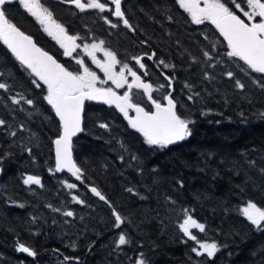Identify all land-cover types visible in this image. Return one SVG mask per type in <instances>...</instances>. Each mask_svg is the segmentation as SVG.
Instances as JSON below:
<instances>
[{
    "label": "trees",
    "instance_id": "1",
    "mask_svg": "<svg viewBox=\"0 0 264 264\" xmlns=\"http://www.w3.org/2000/svg\"><path fill=\"white\" fill-rule=\"evenodd\" d=\"M56 6L54 11L64 14ZM123 9L137 31L129 34L118 27L112 31L117 56L129 61L137 53L155 52L151 60L144 59L153 98L163 101L171 91L178 114L195 121L190 125L192 135L166 148L149 146L115 107L86 103V130L74 138L72 150L82 180L50 172L54 169L52 141L59 122L42 99L45 93L31 85L29 73L0 43V70L5 72L0 81L11 86L8 92L0 89V118L12 126L0 129V264H76L63 261L64 256L79 257V264H133L139 252L149 264H260L264 232L255 230L237 211L249 199L264 207V174L260 172L264 168V118L258 115L264 111V93L251 84L259 74L242 72L241 66L248 71L246 66L224 55L226 42L214 26L186 23L187 14L178 10L173 0L126 2ZM7 11L10 19L28 32L24 13L17 7ZM71 12L69 8L66 19L76 26H68L76 29L81 42L106 41V29L94 33L79 26L77 22L90 19H78ZM167 15L174 21H167ZM122 43H130V47ZM201 49L212 50L215 67L204 62ZM189 53L200 62L192 63ZM159 59L175 67L165 68L156 62ZM227 71L245 83L243 91L234 87L224 74ZM205 72L214 79L205 80ZM165 75L175 76L171 89ZM186 83L194 86L192 92L200 93L195 101L187 99L191 92ZM160 84L166 86L161 93ZM17 92L33 99L34 106L13 105L9 97ZM143 106L151 110L146 98ZM100 122L108 123L110 131L99 128ZM19 125H24L23 131ZM9 130H16L17 136L9 137ZM27 148L32 149L31 155ZM133 155L137 160L131 159ZM246 160H254L255 167H249ZM27 175L40 177L43 186L24 185ZM65 181L77 188L68 189ZM89 186L97 187L125 217L120 229L113 227L110 208L89 192ZM129 187L139 195L127 192ZM73 195L85 204L74 202ZM21 204L24 207H19ZM185 209L206 227L204 233L193 232L198 239L220 246L215 257H198L191 251L194 241L179 229ZM67 210L75 216H63ZM121 231L131 244L114 250ZM20 243L35 250L37 257L17 251Z\"/></svg>",
    "mask_w": 264,
    "mask_h": 264
},
{
    "label": "snow or ice",
    "instance_id": "2",
    "mask_svg": "<svg viewBox=\"0 0 264 264\" xmlns=\"http://www.w3.org/2000/svg\"><path fill=\"white\" fill-rule=\"evenodd\" d=\"M13 3H18L27 14L35 19L43 31L56 41L63 49V56L70 57L75 61L78 66L76 70H70L53 55L38 47L32 36L22 31L10 19L7 8ZM59 3L72 5L80 12L88 10H95L100 14L107 12L118 21L113 22L109 16H102L101 18L105 24L111 28L115 29L122 23L130 31H137L126 17L125 11L122 10V0H59ZM173 3L178 10H182L183 13L187 14L186 23L203 25L208 22L213 25L220 36L223 37V40L226 41L227 50L224 55L233 62H243L248 71L243 66H241V71L245 72L246 75L249 71L259 74V77H253L251 82L261 93H264V0H173ZM165 19L169 22L174 21L172 15H167ZM169 35L171 34L169 33ZM205 38L207 39V37ZM80 39L82 38L79 35L69 34L65 25L54 17L53 12L41 0H0V43L6 46L12 57L29 73L31 85L45 93L42 99L51 107L59 122L58 134L52 141L55 149V168H50V172L59 173L66 169L76 180H82L83 172L73 160L72 150L73 137L86 130L85 101H96L114 106L128 121V125L143 136L144 142L149 146L166 148L169 145L184 141L192 135L190 125L194 124L195 121L178 114L177 102L174 100L171 91L163 96L166 103H162L153 98V85L150 82H145L142 75L138 74L140 70H144L143 76L148 75L146 65L142 62L143 56L131 57L138 65V69L134 70L128 63L118 60L117 54L104 46V40L90 44L84 43L81 46L77 43V40ZM141 43H146V41ZM176 44L179 45L180 41L177 40ZM81 47L84 56L90 58L92 64L103 73V79L89 67L83 56L73 55ZM212 48L215 49V45ZM97 52L103 53V59L97 57ZM201 54L204 57V62L209 67H215L211 63L215 60L212 50L201 49ZM145 55L147 59L151 60L155 56V52L150 55L146 53ZM189 56L192 63L200 62L195 55L189 53ZM216 63L218 64L220 61L217 60ZM159 64L165 68L175 67V65H169L162 59L159 60ZM117 65H120L119 71H116ZM224 74L233 81L236 89L243 91L246 88L245 83L237 78L234 72L227 71ZM8 75L11 76L12 74L9 72ZM3 77H5V72L0 70V78ZM129 77H131V80H129ZM164 78L168 81L167 88L171 89L175 76L165 75ZM203 78L205 80L214 79L208 72L204 73ZM109 82L112 86L105 87ZM10 87L8 83L0 81V89L8 92ZM165 87L164 84L159 85L160 89ZM185 87L191 92L187 96L189 101H195L197 97H200L199 92L191 91L193 85L186 83ZM118 89H125V91L120 94L117 91ZM133 89L142 90L143 94L147 96L152 110H146L141 104L133 102ZM9 99L13 105L17 106L21 105L22 102L29 106L35 104L33 99L20 92L10 96ZM130 111L134 112L135 115H130ZM201 114L206 113L202 112ZM258 115L264 118V111L259 112ZM240 116L244 118V113L241 112ZM97 126L110 131L108 123L100 122ZM11 127L7 120L0 118V129L7 130ZM19 130L23 131L24 125H19ZM6 134L9 137H16L17 131L9 130ZM121 147L123 148L124 145L121 144ZM25 150L31 155V148ZM2 158L0 157V159ZM131 159L135 161L137 157L133 155ZM119 160L123 162L124 156H119ZM245 162L249 167H255L256 162L254 160H246ZM260 172L264 174V168H261ZM23 184L43 186L40 177L34 175L24 177ZM64 184L68 189L77 188L75 183L65 181ZM180 186H183L182 182H180ZM90 191L110 208L114 217L113 227L120 229L126 223L125 217L97 187H91ZM126 191L139 195L131 187L126 188ZM146 198L140 196V199ZM166 199L170 200L171 198L166 197ZM72 200L77 204H85L84 200L75 195L72 196ZM19 207H24V205L21 204ZM49 207L52 206L49 205ZM52 210L55 212L61 211L58 208ZM187 211V209L184 210L186 216L183 222L179 224V229L184 236L194 241L198 246L192 247L191 251L198 257H215L220 250V246L216 242H201L197 235L190 231V229L195 228L204 233L206 227L191 215H187ZM237 211L255 230L264 232V207L249 199ZM62 215L74 217L75 213L67 210ZM65 223L67 224L69 221L66 220ZM114 243V250H121L123 246L131 244V240L121 231ZM72 247L75 248V245H72ZM16 250L33 258L38 255L35 250L23 243L18 244ZM90 250L91 245H89ZM261 257L260 264H264V249H261ZM63 261H76V264H79V257L64 256ZM133 264H149V262L145 254L139 252L133 260Z\"/></svg>",
    "mask_w": 264,
    "mask_h": 264
},
{
    "label": "flooded vegetation",
    "instance_id": "3",
    "mask_svg": "<svg viewBox=\"0 0 264 264\" xmlns=\"http://www.w3.org/2000/svg\"><path fill=\"white\" fill-rule=\"evenodd\" d=\"M133 1H136V2H133ZM145 1L146 0H139V2H138V0H122V10H124L123 9V4L126 3V2H128V3H130V2H132V3H139V4L141 2L143 4ZM42 3L53 12L54 17L60 23H62V24L65 25V27L69 31V34H73V35L77 34V33H75L76 29L70 30V28H69L70 26H68V24H70L71 26H76L75 23H74V25H72L66 19V14H68V9L69 8H71V11H72L71 13L76 14L78 16V19L79 18H85V17L88 18V19H90L89 21H84V20L79 21V22H77V25H79V26H85L86 28H91V31L94 32V33L98 32V31H102V29H106L107 30L106 31V41L107 42L105 41V45L104 46L106 48H108L109 50H112V51H114L116 53V51H115V43L114 42H111V33H113L112 31L115 30L116 28L115 29L111 28L109 25L105 24L104 20L101 18L102 16H109V18L112 19L113 22H118L115 17H112L107 12H105L103 14H100V13L96 12L95 10H88V11H85V12H80L78 9H75V7L72 6V5H65V4L59 3V0H46V2H42ZM55 4H58V6H56V9L59 10V11L62 10L64 12V14L63 13L57 14L54 11L53 6ZM11 7H17V9L20 11V13H24V17L27 19L25 22L28 24V27H27L28 28V32L24 31L22 29V27H20V28L26 34L32 36L33 40L35 41V43L37 44L38 47H41L43 50L47 51L50 55H53L60 63L64 64L66 67H69L70 70H76L77 69L78 66L77 65H73V64H75V61L72 58H70V57L63 56V54H62L63 53V49H61L60 46L56 43V41H54L51 37H49L43 31L42 27L35 21V19L33 17H31L29 14H27L19 6L18 3H15V4L13 3L12 5L8 6V8H11ZM18 22L19 23H22L20 20H18ZM93 26H95V27L93 28ZM103 26H105V28H102ZM97 27H98L99 30H97ZM118 28H121L122 30H127V32L129 34L133 33L129 29L125 28L122 23L119 24V27ZM91 31H89L90 34H91ZM99 40H101V39H97V40H86L84 42H81V41L77 40V43H79V44H81V46H83L84 43H89L90 44V43H93V42H99ZM122 45L125 46L126 44L125 43H122ZM126 47H130V43H128L126 45ZM81 49H82V47H81ZM81 49H78L77 50V53H74L73 55L76 56L77 54H79L80 56H83L84 59H85V62L89 65V67L93 71H95L97 73V75L101 77V79H103L104 78L103 73L99 69H97L94 64H92L90 58L84 56V53H81L80 52ZM145 54L146 53H143V54L142 53H137L134 56H143L144 59H146L147 57H146ZM96 55H97V57L99 59H103V53L102 52H97ZM117 59L120 60V61H122V62L128 63L130 67H133L134 68V70H137L138 69V65H136L135 64V61L132 60L131 58H130L129 61H127V60H121V58L119 56H117ZM144 59L142 61L143 63H144ZM119 69H120V65H117L116 71H119ZM138 74H141L142 75V78L145 81H147V76H143V70H140L138 72ZM129 80H131V77H129ZM108 86H112L110 82H109L108 85H105V87H108ZM117 91L120 94H123V92L125 91V89H118ZM132 96H133V102L134 103H139V104H141V106H143V101L146 98V95L143 94L142 90L133 89L132 90ZM86 103H90V102L89 101H86L85 104ZM95 104H102V103H95ZM106 106H108V107H114V106H109V105H106ZM130 115H132V112L131 111H130ZM125 121L128 122L126 119H125Z\"/></svg>",
    "mask_w": 264,
    "mask_h": 264
},
{
    "label": "water",
    "instance_id": "4",
    "mask_svg": "<svg viewBox=\"0 0 264 264\" xmlns=\"http://www.w3.org/2000/svg\"><path fill=\"white\" fill-rule=\"evenodd\" d=\"M89 102H91V103H99V102H96V101H89ZM54 113V112H53ZM55 115V114H54ZM58 120V119H57ZM80 133H78L77 135H79ZM53 156H54V165H55V149H54V145H53ZM73 160H74V158H73ZM62 172H65V173H68V174H70L71 175V173H69L66 169L64 170V171H62ZM62 172H59V173H62ZM74 177V176H73ZM75 178V177H74ZM91 187H94V186H89L88 187V190H89V192L91 193V191H90V188ZM92 194V193H91ZM94 197H96L94 194H92ZM96 198H98V197H96ZM25 254V253H24ZM25 255H27V254H25ZM28 256V255H27ZM30 257V256H29Z\"/></svg>",
    "mask_w": 264,
    "mask_h": 264
},
{
    "label": "rangeland",
    "instance_id": "5",
    "mask_svg": "<svg viewBox=\"0 0 264 264\" xmlns=\"http://www.w3.org/2000/svg\"><path fill=\"white\" fill-rule=\"evenodd\" d=\"M41 2H42V1H41ZM79 41H82V39H80ZM81 50H82V49H81ZM81 50H80V52L83 53V50H82V51H81ZM159 60H161V59H159ZM159 60H156V62H159ZM73 65H76V64H73ZM147 82H149V81L147 80ZM251 84H252V83H251ZM251 84H250V85H251ZM158 91L161 93V89H158ZM161 102H162V103H166V101H164V100L161 101ZM132 115H135V113L132 112ZM32 165H33V164H32ZM70 176H72V175H70ZM190 231L193 233L194 231H199V230H198V229H195V228H192V229H190ZM193 234H194V233H193ZM194 244H195V247H198V246L196 245L195 242H194ZM56 259L59 260L58 257H57Z\"/></svg>",
    "mask_w": 264,
    "mask_h": 264
}]
</instances>
